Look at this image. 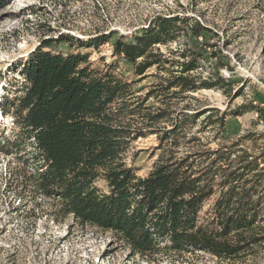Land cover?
<instances>
[{
	"label": "trees",
	"instance_id": "16d2710c",
	"mask_svg": "<svg viewBox=\"0 0 264 264\" xmlns=\"http://www.w3.org/2000/svg\"><path fill=\"white\" fill-rule=\"evenodd\" d=\"M212 34L193 16L156 13L128 35L111 30L83 39L61 32L43 39L21 64L20 93L2 105L13 130L0 138V151L22 159L17 194L28 188L51 199L54 214L118 234L154 263L200 250L234 259L263 239L254 233L263 228L256 219L261 205L250 199L260 192L257 156L236 153V143L201 142L205 132L223 134L227 113L196 105L193 93L236 95L232 80L216 71L225 55L209 43ZM184 36L205 40L179 42ZM104 43L113 59L101 69L72 51ZM206 54L215 69L205 76L199 70ZM120 61L138 78L118 74ZM148 75L154 81L142 93L136 84ZM252 109L259 110L250 101L233 114ZM197 122L201 127L192 131ZM147 135L156 136L158 153L138 176L126 153ZM212 197V219L203 224L199 211Z\"/></svg>",
	"mask_w": 264,
	"mask_h": 264
},
{
	"label": "rangeland",
	"instance_id": "374dc122",
	"mask_svg": "<svg viewBox=\"0 0 264 264\" xmlns=\"http://www.w3.org/2000/svg\"><path fill=\"white\" fill-rule=\"evenodd\" d=\"M156 13L193 16L212 30L209 43L225 55L224 66L216 71L232 80L236 95L227 96L219 89L193 93L199 99L196 105L227 113L223 134L213 137V132H205L201 142L211 148L236 143V153L257 156L260 192L250 199L260 202L256 219L264 220V0H0V138L10 136L13 130L2 105L20 93L21 64L43 39L61 32L83 39L111 30L128 35ZM185 40L201 43L205 39L184 36L179 42ZM160 47L165 51V46ZM72 51L88 55L93 68L101 69L104 62L113 59L110 43L98 48L74 47ZM214 61L205 55L199 70L202 75L215 69ZM116 72L129 80L138 78L131 64L123 61ZM153 72L151 68L146 74ZM152 81L154 77L148 75L136 85L144 86V93ZM250 101L259 110L233 114L239 105ZM200 127L197 122L192 131ZM157 143L155 135L131 142L127 160L138 176H145L152 168ZM21 161L15 153L0 151V264H264V221L258 222L263 228L254 231L263 239L234 259L200 250L181 258L172 254L158 263L147 261L134 254L118 234L54 214L51 199L28 188L18 195L14 181ZM98 185L105 187L103 181ZM214 198L199 211L203 224L212 219ZM54 216L58 220L54 221Z\"/></svg>",
	"mask_w": 264,
	"mask_h": 264
}]
</instances>
